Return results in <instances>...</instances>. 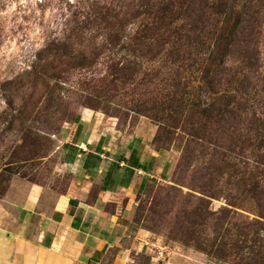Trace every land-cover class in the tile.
Returning a JSON list of instances; mask_svg holds the SVG:
<instances>
[{
    "label": "rangeland",
    "instance_id": "obj_1",
    "mask_svg": "<svg viewBox=\"0 0 264 264\" xmlns=\"http://www.w3.org/2000/svg\"><path fill=\"white\" fill-rule=\"evenodd\" d=\"M81 111L116 149L146 121L164 163L126 264H248L252 237L264 261V0H0V226L29 187L64 193Z\"/></svg>",
    "mask_w": 264,
    "mask_h": 264
},
{
    "label": "crops",
    "instance_id": "obj_2",
    "mask_svg": "<svg viewBox=\"0 0 264 264\" xmlns=\"http://www.w3.org/2000/svg\"><path fill=\"white\" fill-rule=\"evenodd\" d=\"M78 116L87 130L69 141L77 147L66 162L71 182L64 193L28 188L17 216L0 226V264H126L132 249L145 246L122 245L121 217L148 177L164 167L149 141L152 128L139 119L129 134L121 132L123 146L116 149L115 133L103 128L99 115Z\"/></svg>",
    "mask_w": 264,
    "mask_h": 264
},
{
    "label": "trees",
    "instance_id": "obj_3",
    "mask_svg": "<svg viewBox=\"0 0 264 264\" xmlns=\"http://www.w3.org/2000/svg\"><path fill=\"white\" fill-rule=\"evenodd\" d=\"M239 237H240L239 242H242L246 239L244 234L240 235ZM227 240H228V237L223 232H222V234H219V236H216L213 243L211 244V245H214V247L211 248L212 254H214L215 256H217L219 258H223L225 256V254L220 253L221 250H220V248H217V246L218 245H220V246L226 245L228 243ZM256 240H257L256 238L252 237L250 242H249V244H250V246L248 247L249 248V252H248L249 256L247 257V259L249 261L248 264H263L264 263L263 257L260 258V253L255 251V249H254L255 245L253 247L252 242H256Z\"/></svg>",
    "mask_w": 264,
    "mask_h": 264
}]
</instances>
